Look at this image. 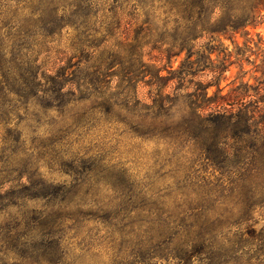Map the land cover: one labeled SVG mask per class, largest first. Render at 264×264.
Listing matches in <instances>:
<instances>
[{"label": "trees", "instance_id": "trees-1", "mask_svg": "<svg viewBox=\"0 0 264 264\" xmlns=\"http://www.w3.org/2000/svg\"><path fill=\"white\" fill-rule=\"evenodd\" d=\"M136 1L155 3L164 15L170 39H164L168 45L157 56L143 51L146 43L124 39L126 44L115 48L72 50L44 63L42 51L31 46L35 40L16 35V21L0 11V126L6 128L0 138V210L16 206L19 198L43 201L18 220L25 237L34 240L26 253L37 264H65L63 235L83 227L89 240L106 244L112 264H157V259L264 264V227H253L252 218L264 200V78L255 88L241 83L227 92L220 84L232 64H226L232 53L224 40L234 43L240 56L235 37L248 38L264 21V0ZM203 74L211 80H196ZM140 86L148 88L149 102L139 98ZM16 97L20 108L36 112L31 119L36 125L38 112L55 109L64 118L73 112L72 122L58 129L67 134L70 126L94 127L110 116L121 117L114 122L125 125L138 118L135 128L167 140L173 153L190 146L197 157L219 166L226 176L221 193L238 191L257 199L228 210L219 201L223 195L212 191L194 197L178 184L149 191L151 184L129 180L124 187L106 184L87 172L92 168L79 165L83 161L70 165V182L47 179L38 167L39 149L28 161L30 147L16 138ZM85 102L91 105L74 110ZM64 140L51 139L48 148ZM106 185L110 191L104 192Z\"/></svg>", "mask_w": 264, "mask_h": 264}, {"label": "rangeland", "instance_id": "rangeland-1", "mask_svg": "<svg viewBox=\"0 0 264 264\" xmlns=\"http://www.w3.org/2000/svg\"><path fill=\"white\" fill-rule=\"evenodd\" d=\"M0 11L5 17L12 15V20L16 21V35L35 40L31 41V46L42 51L41 59L48 64L58 61V57L69 55L72 50L115 48L117 44H126L124 39L131 42L136 39L143 45L146 43L143 51L157 56L168 45L163 43L164 39H170L165 34L164 15L155 3L151 7L147 2L136 0H0ZM235 38L242 51L240 56L235 55L236 45L230 40H224L227 50L232 53L231 59L226 62L229 64L232 61V64L222 75L220 83L225 87L224 92L241 83H248L250 88H255L264 78L261 70L264 21L250 30L248 38L239 34ZM222 56L221 54L220 58ZM182 58L183 55L174 59V68ZM147 59L146 55L145 60ZM71 60L75 62L77 58ZM163 73L166 74V71ZM196 80L206 82L211 80V76L203 74ZM214 89L211 87L209 93ZM147 92V87L140 86L139 98L144 102L150 101ZM18 105L16 97V117L13 118L12 125L16 124V138L23 139L26 147H30L26 158L20 154L19 158L33 161L36 159V152L33 150L35 147L39 149L41 153L38 167L47 179L70 182V165L74 161V165L83 161L79 165L92 168V171L87 172L106 184L124 187L128 180L151 184L147 186V191L175 187L178 184L185 186L186 191L194 197L212 191L214 195H223L219 201L228 210L242 209V200L252 203L257 199L249 195L244 197L238 191L221 193L220 188L226 181V176L219 166L197 157L190 146L180 154L173 153L167 140L148 136L141 127L135 128L134 125L139 123L138 118L129 119L130 124L125 125L114 122L121 120V117L110 116L108 121L100 119L94 127L68 126L72 132L67 134L58 129L59 126L64 129L67 123L72 122L70 114L73 112L65 113V118L55 109H48L45 115L38 112L39 124L36 125L31 120L35 119L32 113L36 112L31 109L23 110ZM90 105L88 102L77 104L74 110L88 108ZM5 131L6 128L0 126V138L5 135ZM58 137L65 138L63 143L56 148H48L50 140ZM76 156L77 160H74L73 157ZM108 187H101V190L110 191ZM42 205L43 201L39 199L24 197L16 200V206L0 210V264H37L36 259L26 253L28 244H32L34 240L25 237L18 220L22 213L38 209ZM252 218L257 222L253 227H264V200L255 207ZM75 230L77 229L66 230L63 235L65 264L113 263L112 253L108 251L106 244L96 238L89 240L84 227L77 233ZM88 243L91 244L90 247ZM157 260V264H174L172 259Z\"/></svg>", "mask_w": 264, "mask_h": 264}]
</instances>
